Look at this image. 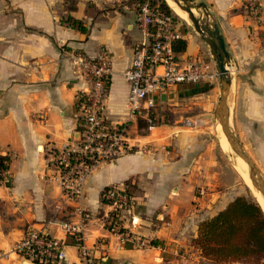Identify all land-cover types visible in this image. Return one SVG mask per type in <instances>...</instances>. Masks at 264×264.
I'll list each match as a JSON object with an SVG mask.
<instances>
[{
    "label": "crops",
    "instance_id": "crops-1",
    "mask_svg": "<svg viewBox=\"0 0 264 264\" xmlns=\"http://www.w3.org/2000/svg\"><path fill=\"white\" fill-rule=\"evenodd\" d=\"M69 1L0 0V155L13 153L11 184L0 186V252L10 249L29 226L69 240L52 220L70 219L73 210L67 204L61 214L54 212L61 189L47 179L46 167L51 151L74 140L77 131L75 92L80 83L65 50L80 49L94 56L101 47L107 49L111 78L105 115L111 120L127 118L129 86L123 71L141 38L136 9L126 0H73L74 7ZM192 1L205 6L229 55L231 86L235 85L230 121L238 128V140L252 152L255 144L260 145L258 157L264 166V51H260L264 0H257V17L245 0ZM67 17L80 20L86 31L69 26ZM177 29L179 40L185 42L177 56L199 57L214 70L199 34L179 20ZM213 80L175 85L161 103L165 107L191 99L201 105L195 116L201 125L194 131L165 124L145 133L134 119L129 135L146 142L147 148L101 163L86 176L81 205L90 218L83 233L99 264H218L202 256L193 243L198 223L228 203L218 206V198L211 203L214 192L195 196L198 185L215 179L211 170L214 160L219 163L220 152L202 125L212 108L204 94L214 90ZM118 183L133 196L130 210L122 216L124 226L151 239L154 247L140 249L120 242L102 226L107 206L101 190ZM77 262V249L68 244L65 259L57 264ZM4 264L37 263L15 256Z\"/></svg>",
    "mask_w": 264,
    "mask_h": 264
},
{
    "label": "built area",
    "instance_id": "built-area-1",
    "mask_svg": "<svg viewBox=\"0 0 264 264\" xmlns=\"http://www.w3.org/2000/svg\"><path fill=\"white\" fill-rule=\"evenodd\" d=\"M245 1L246 7L257 17L258 1ZM177 23L171 12L158 2L143 0L137 3L136 24L141 38L133 48L129 66L123 71L129 86L125 120H111L105 115L111 78L107 49L101 47L94 56L80 49L65 50L75 79L80 83L75 92L77 131L74 140L51 151L46 167L49 170L47 179L56 182L61 189L54 212L61 214L67 204L73 210L70 219L52 220L69 240L29 226L10 249L0 252V264H4L11 255L37 264H57L65 259L68 244L77 249L76 264H99L86 245L83 233L90 218L89 212L81 205L86 176L101 163L147 148L146 142L130 137V124L134 119L139 120L145 133L159 126L163 102L161 96L166 95L171 87L217 78V72L210 70L199 57L177 56L173 49L174 43L180 39ZM260 51H264V36ZM12 157V152L0 155V186L8 187L11 184L9 162ZM100 198L107 206L101 223L109 234L116 236L120 242L129 241L140 249L156 245L151 239L134 235L124 226L123 213L128 212L133 203V196L125 184L104 187Z\"/></svg>",
    "mask_w": 264,
    "mask_h": 264
},
{
    "label": "trees",
    "instance_id": "trees-1",
    "mask_svg": "<svg viewBox=\"0 0 264 264\" xmlns=\"http://www.w3.org/2000/svg\"><path fill=\"white\" fill-rule=\"evenodd\" d=\"M162 5L171 11L164 1ZM65 21L72 28L86 31L78 19L67 17ZM184 46V40H177L173 49L176 52ZM193 243L202 256L214 263L264 264V212L257 201L235 196L224 208L198 223Z\"/></svg>",
    "mask_w": 264,
    "mask_h": 264
},
{
    "label": "rangeland",
    "instance_id": "rangeland-1",
    "mask_svg": "<svg viewBox=\"0 0 264 264\" xmlns=\"http://www.w3.org/2000/svg\"><path fill=\"white\" fill-rule=\"evenodd\" d=\"M128 3H132L136 9L137 3H139L142 0H126ZM154 2H158L162 4L164 1L167 4L166 0H153ZM70 2V6H72V1ZM163 6V5H162ZM167 6L171 9V7L167 4ZM94 11V10H93ZM171 14L179 21L184 22L188 24V26L191 29H194L191 21H186L179 17L172 9H171ZM195 16L199 17V14L197 11H194ZM207 45V44H206ZM207 52L209 54L208 59L212 63L211 65L214 67V71L217 72L216 67H215V61L209 51L208 46ZM234 76V74H231ZM204 82V81H203ZM215 88L214 90L208 92L207 94H204V98L207 100V102L210 103V106L212 104V108L210 110V116L206 118L204 124L202 122V125L206 126L208 131L206 134L210 136L211 138V143L214 146V149L220 152L219 154V163L217 166V161L214 160V171L211 170V174L214 175V180L208 181L206 183H202L198 185L195 188V196H203L206 193H215L212 195V201H217V198L219 202L217 203L218 206L224 205L227 201L229 202L233 197L235 196H244L247 199L254 200V197L252 196L250 190L248 189L247 185L245 184L244 180L240 177L238 174L237 170L235 169L234 165V160H233V154L229 153L228 148H224L223 146V141L221 140V132H220V125H218L219 120L214 112L215 106L218 101V96H219V86L220 82L217 78H214L212 81ZM231 91V94H229V106L231 110H234V96H235V85L232 83V86L229 90ZM203 101V100H202ZM209 108V107H208ZM201 110V105H198L197 103H194L191 99L189 100H184L181 101V103L169 105V106H162V109H160V119H158L159 126L161 125H179L181 128L182 132H192L195 130L194 127H199L201 124H198V120L196 119V113H198ZM203 110H205L203 108ZM202 117V116H201ZM239 122V121H238ZM235 122H233V119L231 118L230 121V126L237 138L239 139L238 135L236 134L238 131V128L234 125ZM143 125V124H141ZM155 129V128H154ZM153 131V130H152ZM142 132H145L142 130ZM243 139H245V135L241 136ZM243 149L247 152V154L252 155L251 159L254 161L255 164L258 165V169L260 173L262 174L264 178V166L262 165V161L259 159L258 154L261 149L260 145L255 144L256 151H250L246 145V143L243 142L242 144ZM259 149V150H258ZM232 151V150H231ZM235 155V154H234ZM216 166L218 167L219 170L216 171ZM218 172V175H217ZM255 201V200H254ZM217 208V207H215ZM209 209V207H208ZM214 211V209L210 210V212ZM207 213L204 214L206 216ZM15 257V255H11L10 258Z\"/></svg>",
    "mask_w": 264,
    "mask_h": 264
},
{
    "label": "water",
    "instance_id": "water-1",
    "mask_svg": "<svg viewBox=\"0 0 264 264\" xmlns=\"http://www.w3.org/2000/svg\"><path fill=\"white\" fill-rule=\"evenodd\" d=\"M175 2H177L179 7L187 11L188 18L191 21L194 30L207 44L215 61L220 86L218 101L214 112L219 120V124L225 137L233 149L234 154L240 156L247 163L253 184L264 197V178L255 163L243 149L240 141L230 126L228 91L231 86V74L228 69L229 55L225 48L223 39L219 34L217 25L215 22L208 20L209 14L202 3H195L192 0H175ZM193 10L198 12L199 17L195 16ZM161 98L162 100H165L164 95L161 96Z\"/></svg>",
    "mask_w": 264,
    "mask_h": 264
},
{
    "label": "bare ground",
    "instance_id": "bare-ground-1",
    "mask_svg": "<svg viewBox=\"0 0 264 264\" xmlns=\"http://www.w3.org/2000/svg\"><path fill=\"white\" fill-rule=\"evenodd\" d=\"M166 1H167V4L171 7V9L179 17H181L182 19H184L186 21H189L187 11H185L181 7H179V5L177 4V2H175V0H166ZM193 12H194V10H193ZM229 94H231V91L229 92ZM229 94H228V97H229ZM218 125H220V124L218 123ZM220 132H221V140L223 141L222 143H223L224 148L229 147L230 148V149L228 148L229 153L233 154L235 169L237 170L240 177L244 180V182L247 185L248 189L250 190L252 196L254 197V200L258 202V204L261 206V208L264 212V197L262 196L260 191L254 186L252 179L250 177L249 167H248L247 163L240 156L234 155L233 149L231 148V145L228 142L227 138L225 137L222 129H220Z\"/></svg>",
    "mask_w": 264,
    "mask_h": 264
}]
</instances>
